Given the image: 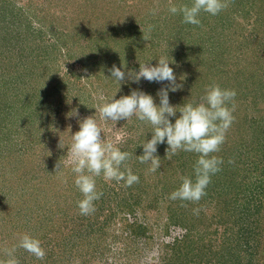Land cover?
I'll return each instance as SVG.
<instances>
[{"label": "rangeland", "instance_id": "rangeland-1", "mask_svg": "<svg viewBox=\"0 0 264 264\" xmlns=\"http://www.w3.org/2000/svg\"><path fill=\"white\" fill-rule=\"evenodd\" d=\"M191 2L173 0L178 6ZM158 6L153 16L150 9L157 7V0H0V260L7 259L3 249L18 244L27 233L42 242L46 257L37 260L18 248L20 264H231L212 254L225 232L214 224L212 241L207 239L211 217L209 224H197L201 233L196 228L189 238L184 227L166 225L171 203L160 199L153 185L178 162L176 155L170 160L163 155L166 140L157 146L161 167L148 172L149 164H141L138 156L144 153L141 145L152 138V126L135 116L117 123L101 121L95 107L103 102L94 94L119 99L137 89L159 105L157 92L169 82L141 78L135 83L126 77L120 85L109 70L116 65L125 72L139 71V62L156 66L158 57L165 56L183 85L169 92L172 106L199 103L213 82L236 91L235 120L222 145L227 143L228 151L221 155L226 166L230 160L235 163L242 147L245 166L257 159L261 170L264 154L256 150L264 148V0H228V7L215 16L202 12L200 26L169 13L168 0H158ZM54 81L60 93L47 99L44 112L56 119L47 120L41 117V100L31 105L33 100L24 94ZM7 86L16 96L12 105L24 111L5 110ZM94 115L104 128L102 136L132 153L126 164L139 183L125 187L124 181L96 177V189L103 195L94 201V213L85 216L77 206L83 195L75 186L67 153L79 121ZM179 115L170 117L172 123ZM59 161L64 166L56 171ZM248 170L239 168L237 182L250 174ZM239 217L227 225L240 221L235 235L249 225ZM243 236L240 247L235 246L241 251L248 242V235ZM175 254L178 263L171 258ZM256 259L252 264H264V256ZM250 260L248 254L244 263Z\"/></svg>", "mask_w": 264, "mask_h": 264}, {"label": "clouds", "instance_id": "clouds-1", "mask_svg": "<svg viewBox=\"0 0 264 264\" xmlns=\"http://www.w3.org/2000/svg\"><path fill=\"white\" fill-rule=\"evenodd\" d=\"M227 7L228 0H192L191 5L179 6L174 4L173 0H168L169 13L182 14L183 23L196 26L201 25L199 16L202 12L215 16ZM158 12L157 0V7L150 9V13L155 16ZM152 27L149 25V33ZM141 30L143 38L148 40L144 30ZM158 58L156 66L139 62V71L125 72L116 65H113L109 71L111 78L120 85L126 77L127 80L135 83H139L141 78L149 82H169L167 87L157 92L160 98L159 105L152 95L137 89H133L130 95L121 96L119 99H115V95L110 100L101 92L94 94V98L103 102L96 105V113H99L101 121L110 120L117 123L120 120L130 121L135 116L137 120L152 126V138L141 145L144 153L138 156L141 164H149L147 171L150 173H155L161 167L160 157L156 155L157 146L165 143V140L168 145L166 158L169 160L180 151L197 154L193 166L194 178L182 176L180 186L170 194L169 199L198 203L207 194L206 188L211 183L212 176L221 171V165L224 163L215 153L221 150L227 132L235 120L233 113L236 108L237 93L235 90L222 89L213 82L206 87L205 95L201 97L199 103L190 101L183 106H172L169 102V92H175L183 85L177 83L174 70L169 66L172 62L165 56ZM124 67L126 68V65ZM177 112L180 115L175 123H172L170 117H175ZM79 128V131L71 134L72 142L68 146L67 164L76 175L75 186L83 195V199L77 204L80 214L87 216L94 213V201L99 200L103 195L96 189V177L102 176L106 182L124 181V186L130 187L139 183V176L126 164L132 153L121 151L114 141L102 136L104 128L97 122L95 115L80 120ZM59 147H65L61 140ZM229 163L233 161L230 160ZM63 166L59 161L56 171ZM182 206L186 205L182 204ZM199 211V208L193 209L196 215ZM18 248L25 250L37 260L46 257L42 242L25 233L19 237L18 244L3 249L7 259L0 260V264H20L15 255ZM76 264L79 262L77 261Z\"/></svg>", "mask_w": 264, "mask_h": 264}, {"label": "trees", "instance_id": "trees-1", "mask_svg": "<svg viewBox=\"0 0 264 264\" xmlns=\"http://www.w3.org/2000/svg\"><path fill=\"white\" fill-rule=\"evenodd\" d=\"M12 11L14 13L16 12V9ZM125 41L130 44V41L128 39H125ZM55 83L56 81H54L51 86H42L43 89H37L36 93L29 92L28 95L24 94V96L25 98H27L28 96L33 100V102L31 101V105L34 103V101L36 102L38 98L37 103H39V101L41 100V103L39 105L40 107H42V110L40 109V111H47V108L44 107L47 99H52L53 96H56L60 93H58L57 90L59 85L55 86ZM8 86L6 88V91L4 92V96L7 102V105H5V110H15V112L24 111L23 109L12 105V98H16V96L14 95V93H12V91H10V89H8ZM13 89L14 86L11 90ZM44 98H46L45 102H43ZM45 115L46 113L44 112L43 114H41V117H46L47 120L56 119L54 115ZM227 147L228 144L226 143L224 146H221V150L218 153H215V155L222 158L224 162L226 161V159L224 158V155L221 154L228 151ZM241 148L240 152L235 157L236 159L234 158L235 163H229L227 166L223 163V165H221V171L212 176L211 183L206 188L207 194L198 203L180 200L173 201L169 199L170 194L180 186L182 182V176H192L194 178L193 166L197 160V154L195 153L181 151L179 155L177 154L174 159L178 162L174 166V168H172L173 170L169 172L166 171L164 178H159L157 180L155 179L157 182L153 183V185L158 189V193H160V199L166 202L169 201L171 203L169 206V218L167 219L166 225H179L184 227L188 234H186V238H189L188 236H190L196 228L200 232L197 226L198 223L201 224L203 222H207V224H209L208 219L209 217H211L210 224L206 226V229L210 231L211 227L216 224L217 227H223L221 229H223V233L225 232L224 235H222L223 242H221L216 250H214V248L211 246L212 254H216L217 256L219 255L222 261L231 264H240L241 262L243 264L245 258L249 254L250 258L252 259L249 262L250 264H252L253 260L255 261L256 255L258 258L256 259V263L259 261V258L261 259L262 256H264V250L262 248L264 246V227H260V225H264V165L262 166V169L259 170L260 163L257 159H254L248 163V166H245L246 154L243 153V150L245 151V149ZM247 150L250 151V148H248ZM256 152L264 154V148L257 149ZM165 154L166 153L163 152V155ZM241 162H243V164H241ZM243 167H247V169H249L248 173L250 174L241 179L240 182H237L239 177L238 170L239 168ZM111 199L114 200V196H112ZM156 199L158 200L159 197H157ZM240 202L243 203L241 204ZM238 203L239 206H237ZM182 204L186 206H182ZM110 207L111 206H107V208ZM196 208L200 209L198 215L193 213V209ZM203 208L205 210V213H203L202 211ZM234 213L236 214V217L237 215H240L239 218H241L244 223H249V225H246L245 228L244 226H241L239 228V231L244 230L242 235H245V233L248 235L246 239V241L248 242L245 245V249H243L242 251L240 248H238L240 247L238 244H241L240 241L244 240L245 236H243L242 239V235H235L236 232H234L237 230L235 229V227L239 226L240 221L237 223L234 222L233 226H227L229 224H232L230 221L232 220V217H235ZM216 229L218 230V228ZM258 229H260V235ZM250 231L254 232V234L249 236L248 232L250 233ZM255 231H257L258 235H256ZM205 234L202 235V239H205ZM192 236H194V233L192 234ZM206 237L207 239H210L212 241L211 231L206 234ZM233 239H236V241H234ZM185 242L187 243L188 240H186ZM171 258L175 263L179 262V258L176 254L173 256L171 255ZM257 264L262 263L260 262Z\"/></svg>", "mask_w": 264, "mask_h": 264}]
</instances>
